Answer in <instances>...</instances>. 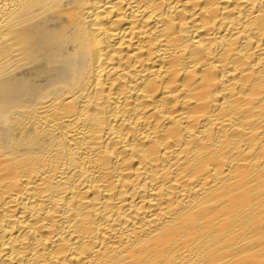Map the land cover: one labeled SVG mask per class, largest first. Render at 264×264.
<instances>
[{
    "label": "bare ground",
    "instance_id": "6f19581e",
    "mask_svg": "<svg viewBox=\"0 0 264 264\" xmlns=\"http://www.w3.org/2000/svg\"><path fill=\"white\" fill-rule=\"evenodd\" d=\"M0 264H264V0H0Z\"/></svg>",
    "mask_w": 264,
    "mask_h": 264
}]
</instances>
